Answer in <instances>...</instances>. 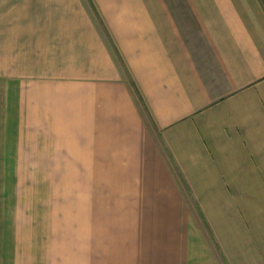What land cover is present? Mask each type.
Returning a JSON list of instances; mask_svg holds the SVG:
<instances>
[{
    "label": "crops",
    "instance_id": "obj_1",
    "mask_svg": "<svg viewBox=\"0 0 264 264\" xmlns=\"http://www.w3.org/2000/svg\"><path fill=\"white\" fill-rule=\"evenodd\" d=\"M0 174L137 176L113 235L0 186V264H264V0H0Z\"/></svg>",
    "mask_w": 264,
    "mask_h": 264
},
{
    "label": "rangeland",
    "instance_id": "obj_2",
    "mask_svg": "<svg viewBox=\"0 0 264 264\" xmlns=\"http://www.w3.org/2000/svg\"><path fill=\"white\" fill-rule=\"evenodd\" d=\"M88 175L86 176H80V175H75V174H66V175H61V176H42V175H27V174H0V186H34L33 190L28 191V193L32 194L33 196L37 197V194H39V198L45 197L46 196V191L47 190H41L39 186H45L49 188V191L47 192L50 194V210L56 211L55 214L50 213L49 217V234L50 236L54 235L57 233L58 230V224H59V216H60V211L63 214L62 219V224L65 226V231L66 233L69 230H74L75 225L73 221V211L77 209L76 206H74L73 199L75 197H85L86 199L92 197H97L98 199V230L99 233L101 234H106L112 233L111 231L116 232H121L122 229V223L123 218L122 217H117L116 212H108V216H103L104 213H106V210H117L115 207L116 203H112L110 206H108L109 203H106V198H111L114 201L115 200H121L122 196L125 195L127 199L132 198L135 194L133 192H137L134 186H131V181H136L137 176H130V175H98L95 176V183L98 184L97 188L95 186H85L83 185L86 182L89 181ZM130 181V182H129ZM82 183V185H81ZM104 183H107L109 186H105ZM126 183V186H124ZM59 185V186H58ZM61 186H65V190ZM57 187H60V190H57ZM39 188V189H38ZM78 189V190H77ZM83 189V190H81ZM87 189V190H84ZM135 190V191H134ZM64 195H63V194ZM18 194V192L15 191H1V197H8L9 200L14 199L15 196ZM42 194V195H41ZM59 196H64V200L60 202L58 205H53V200H57V197ZM119 203V202H118ZM12 202H4L2 205L6 208H9L12 205ZM79 209V208H78ZM60 210V211H59ZM89 210L90 208L88 207L87 209H83L84 214L89 215ZM59 212V215H58ZM120 215V214H119ZM89 217V216H88ZM78 222L81 221L82 224L81 226L84 227L85 225H88V219H85L82 216H78ZM76 223V224H77ZM107 225V226H106ZM103 234V235H104ZM114 233V236H116ZM71 235V234H70ZM113 235V234H111ZM121 238L120 240H122ZM103 241L99 235V242ZM115 241V240H114ZM66 242H70L67 240ZM71 243V242H70ZM71 244L66 243L65 244V253H66V259H65V264H69L68 260L72 261L70 264H76L74 263V253H72L69 249ZM82 257V256H81ZM80 261V260H79ZM83 264V263H82Z\"/></svg>",
    "mask_w": 264,
    "mask_h": 264
}]
</instances>
